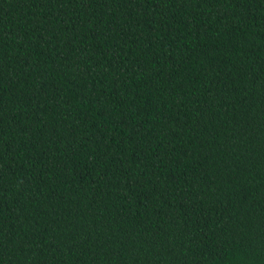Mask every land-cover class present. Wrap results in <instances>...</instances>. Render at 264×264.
Masks as SVG:
<instances>
[{
	"label": "trees",
	"instance_id": "1",
	"mask_svg": "<svg viewBox=\"0 0 264 264\" xmlns=\"http://www.w3.org/2000/svg\"><path fill=\"white\" fill-rule=\"evenodd\" d=\"M0 264H264V0H0Z\"/></svg>",
	"mask_w": 264,
	"mask_h": 264
}]
</instances>
